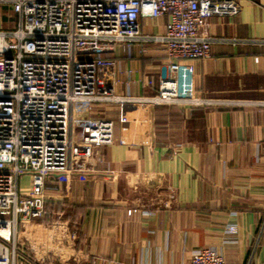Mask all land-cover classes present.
<instances>
[{
  "label": "crops",
  "instance_id": "crops-1",
  "mask_svg": "<svg viewBox=\"0 0 264 264\" xmlns=\"http://www.w3.org/2000/svg\"><path fill=\"white\" fill-rule=\"evenodd\" d=\"M166 21L142 17V35ZM206 32L210 56L179 61L186 101L150 100L168 63L160 44L108 47L98 88L119 99L94 113L115 121L114 142L46 184L78 230L87 258L74 264H187L203 247L264 264V0H214Z\"/></svg>",
  "mask_w": 264,
  "mask_h": 264
},
{
  "label": "built area",
  "instance_id": "built-area-1",
  "mask_svg": "<svg viewBox=\"0 0 264 264\" xmlns=\"http://www.w3.org/2000/svg\"><path fill=\"white\" fill-rule=\"evenodd\" d=\"M213 1L0 0L16 15L11 30L1 27L0 15V264L87 258L66 213L48 207L46 184L85 171L81 157L93 163L99 148L114 142L115 121L94 113L97 103L119 99L98 88L107 49L143 38L157 42L168 63L150 100H189L181 97L179 61L210 56L206 28ZM142 17H166L164 31L143 36ZM87 49L92 52L84 56ZM227 232L233 236L237 227L230 224ZM187 264L227 263L216 249L203 247Z\"/></svg>",
  "mask_w": 264,
  "mask_h": 264
},
{
  "label": "rangeland",
  "instance_id": "rangeland-1",
  "mask_svg": "<svg viewBox=\"0 0 264 264\" xmlns=\"http://www.w3.org/2000/svg\"><path fill=\"white\" fill-rule=\"evenodd\" d=\"M0 15H2V22L1 27L4 30H11L15 26V13L12 11L11 8L0 5ZM21 190L28 191L29 190V181L27 176H23L21 178Z\"/></svg>",
  "mask_w": 264,
  "mask_h": 264
},
{
  "label": "trees",
  "instance_id": "trees-1",
  "mask_svg": "<svg viewBox=\"0 0 264 264\" xmlns=\"http://www.w3.org/2000/svg\"><path fill=\"white\" fill-rule=\"evenodd\" d=\"M48 207H54V206H50V205L48 204Z\"/></svg>",
  "mask_w": 264,
  "mask_h": 264
}]
</instances>
